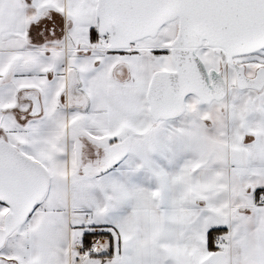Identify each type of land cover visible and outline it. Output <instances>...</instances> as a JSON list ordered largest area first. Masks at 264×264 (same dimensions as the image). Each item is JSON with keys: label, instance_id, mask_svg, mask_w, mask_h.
<instances>
[{"label": "snow or ice", "instance_id": "1", "mask_svg": "<svg viewBox=\"0 0 264 264\" xmlns=\"http://www.w3.org/2000/svg\"><path fill=\"white\" fill-rule=\"evenodd\" d=\"M0 264H264V0H0Z\"/></svg>", "mask_w": 264, "mask_h": 264}]
</instances>
